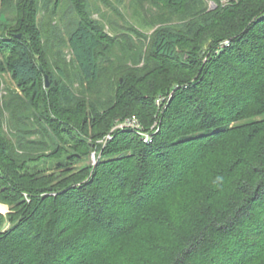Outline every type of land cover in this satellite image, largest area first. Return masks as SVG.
Returning a JSON list of instances; mask_svg holds the SVG:
<instances>
[{
  "label": "trees",
  "instance_id": "obj_1",
  "mask_svg": "<svg viewBox=\"0 0 264 264\" xmlns=\"http://www.w3.org/2000/svg\"><path fill=\"white\" fill-rule=\"evenodd\" d=\"M217 7L179 30L155 31L150 63L126 74L108 107L53 81L43 84L44 95V72L26 38L0 37L10 52L0 71L29 96L13 112L10 132L0 116V201L11 210L0 215V264H264V0ZM221 20L232 26L225 38L235 37L203 63L225 40L205 48ZM18 30L29 34L33 26ZM104 40L81 20L69 29L65 43L82 84L97 83ZM150 80L152 89L144 87ZM169 91L148 142L121 129L103 149L97 144L126 116L123 108L149 127L153 95ZM233 134L238 140L229 142ZM97 151L95 166L74 167ZM40 160L52 173L35 172ZM195 172L197 188L187 192ZM163 199L164 212L145 220Z\"/></svg>",
  "mask_w": 264,
  "mask_h": 264
},
{
  "label": "rangeland",
  "instance_id": "obj_2",
  "mask_svg": "<svg viewBox=\"0 0 264 264\" xmlns=\"http://www.w3.org/2000/svg\"><path fill=\"white\" fill-rule=\"evenodd\" d=\"M237 2L238 0H220L217 4L215 0H190L184 6L160 3L156 0H1L0 16L5 18L6 23L0 21V37L12 34L19 35L21 39L26 38L34 52L37 65L48 77L50 87L53 81V83H57V86L60 84L75 95L80 96L82 93L86 98L95 99L108 107L118 100L115 90L119 84L125 82L126 74L133 73V70H140L147 65L146 63H150L149 43L155 31L161 28L179 30L181 25L191 23L197 16L199 17L203 9L207 11L216 9L217 5L223 9L228 5L237 4ZM78 20L93 25L108 45V50L99 55V78L97 83L91 87L81 83L78 68L65 43L69 29ZM221 21L219 26L213 27L212 32L206 34L213 38L207 37L205 42L211 45L215 37L221 39L223 37L225 40L214 45L212 50H209V45L206 44L205 48L209 51L204 55L203 63H205L208 54L219 53L235 37V33H233L232 38H225L229 36L228 32L232 30V26L229 22H225L226 20ZM27 25L33 26L31 33L26 34L25 31L18 30V27L22 26L24 29ZM186 51L183 50L182 61L187 64L190 58L185 54ZM9 57V50L0 47V63L5 64ZM205 67L202 66V72ZM199 73L194 79L192 78L193 80H190L189 84L197 76L199 77ZM40 77L42 81H40L39 87L44 94V76L40 75ZM144 87L152 89L155 86L150 80L147 84L145 83ZM25 88L27 87L21 86L13 80L8 72L0 71V116L5 133L12 130V115L16 108L22 109L27 104L29 96L25 94ZM61 92L63 91L61 90ZM172 95L173 91H169L166 96L153 95L155 102L152 104V109L155 111L153 122L149 127L144 126L138 119L135 109L123 108L127 111L126 116L124 118L121 116L115 121L110 131L98 139L97 144L103 149L113 139L114 131L123 129L119 125L131 116H135L139 120L141 130L147 132L145 135L155 133L161 123L160 115L171 101ZM158 99L161 101L160 103H157ZM64 118L65 115L61 117V119ZM233 127H238V122L234 123ZM235 140H238V136L233 134L228 141ZM100 154L101 151H97L96 154L93 152L88 160L75 162L74 167L80 169L88 164L95 166L97 156ZM32 166L35 172L46 175L52 173V166L46 160H40ZM199 177L200 172H195L189 178L187 192L197 188ZM178 192L183 193L184 189L182 188ZM24 198H27L26 195ZM166 204L165 199L156 202L152 209L144 213V219L148 220L153 215H161ZM10 211V206L0 201V215L6 218ZM7 227L8 223L5 221L2 229Z\"/></svg>",
  "mask_w": 264,
  "mask_h": 264
},
{
  "label": "built area",
  "instance_id": "obj_3",
  "mask_svg": "<svg viewBox=\"0 0 264 264\" xmlns=\"http://www.w3.org/2000/svg\"><path fill=\"white\" fill-rule=\"evenodd\" d=\"M161 101L158 99L157 103H160ZM120 128L123 129H130L134 131L135 133L139 134L140 137L144 142H148L150 140V133L148 135H145L146 132L141 130V125L139 120L135 116H131L127 119H125L120 125Z\"/></svg>",
  "mask_w": 264,
  "mask_h": 264
},
{
  "label": "water",
  "instance_id": "obj_4",
  "mask_svg": "<svg viewBox=\"0 0 264 264\" xmlns=\"http://www.w3.org/2000/svg\"><path fill=\"white\" fill-rule=\"evenodd\" d=\"M18 37H19V35H18ZM210 43H208V45H209ZM207 45V46H208ZM44 83H45V87H49V81H48V77H47V75H44Z\"/></svg>",
  "mask_w": 264,
  "mask_h": 264
}]
</instances>
